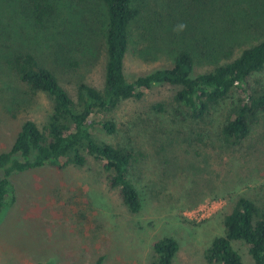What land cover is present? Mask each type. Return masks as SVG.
Returning <instances> with one entry per match:
<instances>
[{
  "label": "rangeland",
  "instance_id": "rangeland-1",
  "mask_svg": "<svg viewBox=\"0 0 264 264\" xmlns=\"http://www.w3.org/2000/svg\"><path fill=\"white\" fill-rule=\"evenodd\" d=\"M139 1L125 59L129 80L172 66L182 47L195 52L197 75L264 38V0ZM56 2L57 16L46 27L33 30L25 18L3 37L10 51L33 52L76 99L80 83L104 87L106 14L95 0ZM6 59L0 55V152L10 150L24 121L42 127L53 107ZM254 79L264 84V71ZM178 90L155 84L143 97L90 118L117 124V132L108 134L95 123L99 140L135 149L131 177L142 196L138 214L109 187V173L91 156L82 166L48 164L13 173L10 206L1 215L0 264H150L153 245L164 236L179 243L173 264H211L205 252L224 235V218L239 197L253 200L264 214V112L242 143L230 145L220 126L233 98L193 119L175 102ZM232 245L243 264H254L245 242Z\"/></svg>",
  "mask_w": 264,
  "mask_h": 264
},
{
  "label": "trees",
  "instance_id": "trees-1",
  "mask_svg": "<svg viewBox=\"0 0 264 264\" xmlns=\"http://www.w3.org/2000/svg\"><path fill=\"white\" fill-rule=\"evenodd\" d=\"M106 14L105 41L107 61L104 87L98 89L85 82L77 86L76 99L60 83L57 75L30 50L10 51L4 41L18 21H27L36 30L44 28L57 16L56 0H0V55L29 89L47 94L53 101L47 122L40 127L34 120L22 123L8 151L0 152V222L9 208L12 191L11 175L45 165L82 166L88 158L99 160L108 175V184L116 189L130 212L142 209V196L131 177L137 163L134 148L99 140L94 125L108 134L117 132L114 120L90 118L97 112H110L127 99L141 98L155 84L179 86L175 102L193 119H204L213 108L233 98L232 107L221 123V137L230 145L242 143L250 134L252 124L264 112V84L254 77L264 71V38L246 47L233 60L216 65L212 70L194 75L196 54L188 47L175 50L173 65L156 69L129 80L125 59L130 47L131 27L141 15L139 0H95ZM17 6L19 13L12 12ZM26 24V22H22ZM4 36V37H3ZM161 108V107H159ZM224 235L215 237L205 252L211 264H243L242 256L232 241L248 245L254 264H264V214L251 199L239 197L232 211L224 218ZM155 259L150 264H173L179 250L172 236L157 240Z\"/></svg>",
  "mask_w": 264,
  "mask_h": 264
}]
</instances>
